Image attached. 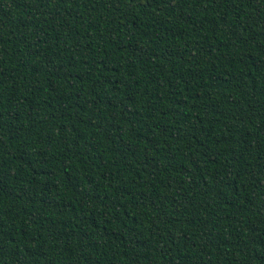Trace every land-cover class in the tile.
I'll return each instance as SVG.
<instances>
[{"label":"trees","instance_id":"obj_1","mask_svg":"<svg viewBox=\"0 0 264 264\" xmlns=\"http://www.w3.org/2000/svg\"><path fill=\"white\" fill-rule=\"evenodd\" d=\"M0 264H264V0H0Z\"/></svg>","mask_w":264,"mask_h":264}]
</instances>
